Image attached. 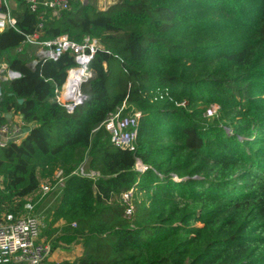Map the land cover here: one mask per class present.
<instances>
[{"label":"trees","instance_id":"obj_1","mask_svg":"<svg viewBox=\"0 0 264 264\" xmlns=\"http://www.w3.org/2000/svg\"><path fill=\"white\" fill-rule=\"evenodd\" d=\"M49 1L12 0L15 28L0 32V63L19 74L0 83V125L30 128L0 148V220L39 213L60 173L40 240L80 246L74 264H264V0ZM27 36L99 42L71 114L53 97L73 58L30 69ZM122 105L141 114L134 152L103 126ZM210 105L232 135L201 117Z\"/></svg>","mask_w":264,"mask_h":264},{"label":"built area","instance_id":"obj_2","mask_svg":"<svg viewBox=\"0 0 264 264\" xmlns=\"http://www.w3.org/2000/svg\"><path fill=\"white\" fill-rule=\"evenodd\" d=\"M31 6V11L35 12L36 3L34 0H27ZM8 0H0V32L8 28H15V21L10 15ZM44 8L54 9L61 7L66 9V1L52 0L41 3ZM26 46L36 48L35 59L29 62L28 67L33 69L39 61H56L62 54L68 53L75 63L73 68L66 71L64 84L54 91L53 102L61 105L68 114H71L75 107L82 105L87 96L82 93L81 88L84 82H88L93 77L89 65L94 54L100 49L99 42L89 36H85L79 42H74L66 36H60L52 41L40 42L36 36H27L24 42ZM20 51V50H19ZM8 65L0 63V83L13 80L10 77ZM75 72H82L77 89L76 99L66 94V84L69 76ZM74 93V92H73ZM220 109L217 105H210L205 109V116H215ZM141 114L135 108L122 105L116 112L110 114L103 123L107 131L111 145L122 151L134 152L136 149V138ZM21 126L16 123H5L0 125V148L5 147L7 141L13 137H19ZM226 131V129H225ZM80 176L95 178L93 173H85L79 169L75 174ZM57 173V185L54 188L43 187V196L55 192L58 196L61 192L63 179ZM33 207H28L26 214H5L0 220V264H47L50 255V248L41 242V231L43 228V218L37 213L31 212Z\"/></svg>","mask_w":264,"mask_h":264},{"label":"rangeland","instance_id":"obj_3","mask_svg":"<svg viewBox=\"0 0 264 264\" xmlns=\"http://www.w3.org/2000/svg\"><path fill=\"white\" fill-rule=\"evenodd\" d=\"M8 1H9V4H8L9 9L12 10L14 7L13 2L12 0H8ZM118 1L119 0H82V3L83 5H90L97 11H105L107 8L114 5ZM26 47H27L26 49L24 47L18 52L24 51L23 54L26 52V54L29 56V59L27 61L31 62L35 58V53L37 50L33 46H26ZM28 51H31V52L28 53ZM200 115L208 122L209 125L218 124V127H222L224 128V130L226 129L225 132L227 135H232L234 133L232 125L229 124L230 122L218 121V118L220 116L219 112L215 116L207 117L205 116L203 112V108H202ZM138 168L140 171H144V167H142L141 165H139ZM78 175H80V173H78ZM173 179L174 181H176L175 177H173ZM43 197L44 199L41 202L42 206L39 209V213H37L41 215L42 218L48 216L49 214L51 215L54 212V209H55L54 205L59 199V196L55 192H52L50 193V195L43 196ZM123 201L128 204V202L130 201V193L123 196ZM81 251L82 249L80 246H69V247L61 246L59 247L57 251V256H56V258L58 259L57 261L58 264H74L75 260L80 257ZM50 253L52 254V252Z\"/></svg>","mask_w":264,"mask_h":264},{"label":"bare ground","instance_id":"obj_4","mask_svg":"<svg viewBox=\"0 0 264 264\" xmlns=\"http://www.w3.org/2000/svg\"><path fill=\"white\" fill-rule=\"evenodd\" d=\"M81 74H83V73L82 72L72 73L69 76L67 84H66V94L68 93V95L70 97L74 96V99H76V96H77L75 93V90L77 89L78 84L81 81V79H80Z\"/></svg>","mask_w":264,"mask_h":264},{"label":"crops","instance_id":"obj_5","mask_svg":"<svg viewBox=\"0 0 264 264\" xmlns=\"http://www.w3.org/2000/svg\"><path fill=\"white\" fill-rule=\"evenodd\" d=\"M27 47H25V49H26ZM24 52V51H23ZM23 52H21V53H19L18 55V57H20V59H22V60H28L29 59V56L26 54V52L23 54ZM31 51H28V53H30ZM35 59V58H34ZM29 64V63H28ZM11 120V124H13V123H17L19 120H20V118L19 117H13V118H11L10 119ZM61 224V222H58L57 224H55V226L54 227H57V226H59ZM57 251H58V248L57 249H55V250H53V251H51L52 252V254L50 253V255H49V257H48V259H47V264H58V259L56 258V256H57Z\"/></svg>","mask_w":264,"mask_h":264},{"label":"water","instance_id":"obj_6","mask_svg":"<svg viewBox=\"0 0 264 264\" xmlns=\"http://www.w3.org/2000/svg\"><path fill=\"white\" fill-rule=\"evenodd\" d=\"M8 74H9L10 77H13V79H17V78H19V74H18L17 72H13V71L9 70ZM85 83H86V82H84V84H85ZM17 103H18V104H21V103H22V100H18ZM0 116H1V115H0ZM3 117L7 120L8 123H11V120H10L11 117H12L11 114H5ZM28 132H30V128H23V129L21 130V133H20V136H19V137H13V138L9 139V140L7 141V143H8V144H9V143H14V142L17 141L21 136L27 134ZM139 165H140V163L137 164V170H138V171H140L139 168H138Z\"/></svg>","mask_w":264,"mask_h":264},{"label":"flooded vegetation","instance_id":"obj_7","mask_svg":"<svg viewBox=\"0 0 264 264\" xmlns=\"http://www.w3.org/2000/svg\"><path fill=\"white\" fill-rule=\"evenodd\" d=\"M6 123H8V122H6Z\"/></svg>","mask_w":264,"mask_h":264}]
</instances>
